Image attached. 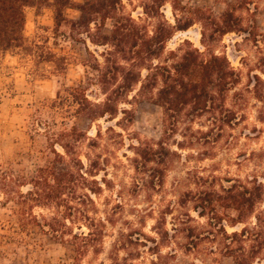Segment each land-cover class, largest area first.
Listing matches in <instances>:
<instances>
[{"label": "rangeland", "instance_id": "rangeland-1", "mask_svg": "<svg viewBox=\"0 0 264 264\" xmlns=\"http://www.w3.org/2000/svg\"><path fill=\"white\" fill-rule=\"evenodd\" d=\"M71 1L72 5L63 9L65 20L59 26L53 19V0H38L37 7H26V44L0 50V171L11 168L15 174L29 175L33 167L51 157L52 147L62 152L57 143L66 140L60 133L75 126L95 138L100 130L95 148H89L87 139L76 144L84 164L88 155L103 165L95 175H87V188L76 190L68 222L75 232H87L86 223L92 219L110 222H106L102 245L78 256L70 241H61L34 224L21 228L14 203H5L0 194V264H109L115 252L121 264H152L154 260L156 264H233L220 253V237L208 233L213 229L210 217L212 221L216 217L203 206L212 186L218 189L235 179L264 176V0H253L249 10L238 11L246 20L255 21V40L250 34L231 32L212 46L240 75L237 88L225 102L233 112L227 113L230 124L220 129L208 114L191 120L183 116L176 133L167 136V146L174 154L168 156L161 182L156 171L154 178L144 179L131 161L138 140L157 141L165 136L160 106L140 97L131 99L136 87L128 96L131 103L120 104L134 113L131 122L129 114L92 121L77 112L80 92L76 89L84 90L92 101L104 97L93 68V56L101 61L103 47L92 41L110 33L112 20H105L100 27L92 22L72 24L80 16L77 5L88 0ZM122 1L125 12L147 22L141 9L144 0ZM181 1L209 9L214 15L237 2ZM161 11L173 22L169 4ZM185 39L205 50L197 23L177 31L166 49L176 50ZM160 153L165 159L164 151ZM160 165L150 163L152 168ZM216 210L228 233L242 226H229L234 210ZM33 213L51 216L52 209L35 208ZM190 231L192 236L186 237ZM116 245L119 251L114 249ZM254 264H264V255Z\"/></svg>", "mask_w": 264, "mask_h": 264}, {"label": "trees", "instance_id": "trees-1", "mask_svg": "<svg viewBox=\"0 0 264 264\" xmlns=\"http://www.w3.org/2000/svg\"><path fill=\"white\" fill-rule=\"evenodd\" d=\"M236 1L219 15H214L209 9L187 5L181 0H144L141 9L147 22L125 12L122 0H88L77 5L80 16L72 24L89 25L92 22L100 27L105 20H112L110 33L101 34L100 40L92 41L103 47L99 53L101 61L93 56V68L104 97L101 101H92L84 90L76 89L80 92L78 99L74 95L79 106L77 112L92 121L113 119L119 113L129 114L128 121L131 122L134 113L121 108L120 104H130L131 99L138 97L162 109L165 136L157 141L138 140V145L133 146V169L144 179L154 178L156 171L159 182L162 181L168 156L174 154L167 146V136L176 133L183 116H190L191 120L208 114L211 123L220 129L230 124L232 119L227 113L233 112L225 102L229 93L237 88L240 75L226 56L216 54L212 46L226 33L250 34L252 40L257 35L255 21L246 20L238 12L249 10L248 5L253 0ZM37 3L38 0H0V50L23 48L27 41L24 10L29 6L37 7ZM165 4L170 5L173 22L168 21L161 11ZM50 5L54 23L59 26L65 20L63 9L70 7L72 1L53 0ZM196 23L200 25V42L205 50L193 46L187 39L176 50L166 49L167 41L177 31ZM136 87L135 94L129 99ZM60 134L66 140L60 139L57 143L62 152L52 147L51 157L44 164L33 167L29 175L15 174L11 168L1 170L0 194L5 203H14L21 228L34 224L61 241H70L79 256L88 248L97 250L102 245L106 222H110L107 218H100L97 222L92 219L86 223L87 232H75L69 226L72 216L70 202L75 198L76 190L87 188V175H95L103 165L88 155H85L87 165L84 164L77 154L76 144L87 139L89 148L93 149L101 132L97 130L95 138H89L73 126ZM161 151H164L165 159L159 157ZM152 162L161 164V167L152 168ZM22 188L26 189L23 191ZM206 193L207 205L203 208L208 207L216 217L214 221L210 217L213 229L208 233L212 238L220 237L217 243L220 253L230 257L233 264H254L261 259L264 255V208L261 207L264 176L262 179L256 175L235 179L230 185H219L218 189L212 186ZM216 207L234 210L236 215L228 224H242L239 230L228 233L216 216ZM35 208L52 209V215H35ZM190 236L191 231L186 234V237ZM114 249L119 251V245ZM160 257V254L156 255L157 259ZM110 260L109 264H121L118 252L112 253ZM152 264H156L155 260Z\"/></svg>", "mask_w": 264, "mask_h": 264}]
</instances>
